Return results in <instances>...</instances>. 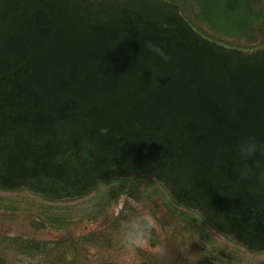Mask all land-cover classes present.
<instances>
[{
  "label": "water",
  "instance_id": "95a60500",
  "mask_svg": "<svg viewBox=\"0 0 264 264\" xmlns=\"http://www.w3.org/2000/svg\"><path fill=\"white\" fill-rule=\"evenodd\" d=\"M130 177L264 252V45L212 40L167 0H0V190Z\"/></svg>",
  "mask_w": 264,
  "mask_h": 264
},
{
  "label": "rangeland",
  "instance_id": "374dc122",
  "mask_svg": "<svg viewBox=\"0 0 264 264\" xmlns=\"http://www.w3.org/2000/svg\"><path fill=\"white\" fill-rule=\"evenodd\" d=\"M167 1L212 40L239 49L264 45V0H211L207 18L199 0ZM118 186L101 182L86 196L61 201L26 190H0V253L9 264H264V252L231 242L203 218L175 204L157 183L147 186L141 203L128 194H112ZM33 205L66 219L65 229L32 230L22 214H30ZM1 234L78 241L74 247L62 243L51 255L30 258L8 250Z\"/></svg>",
  "mask_w": 264,
  "mask_h": 264
},
{
  "label": "trees",
  "instance_id": "16d2710c",
  "mask_svg": "<svg viewBox=\"0 0 264 264\" xmlns=\"http://www.w3.org/2000/svg\"><path fill=\"white\" fill-rule=\"evenodd\" d=\"M177 1V0H172ZM211 0H199V9H201L203 13V17L207 18V9L208 6L211 4L209 3ZM262 44H259V46ZM118 182L119 186L115 189H112V194L122 195L128 194L132 198H134L137 202L141 203L142 195L147 189L148 185L154 184L155 182L148 178H128V179H119L114 181H104L102 183H113ZM145 186V187H143ZM143 188L144 190L141 191L139 188ZM139 189V190H138ZM115 190L116 192H114ZM144 197V196H143ZM34 206V205H33ZM34 209L29 208L30 214H22L23 217L26 219L28 226L34 230H44L49 228H57L59 230L65 229L66 219H61L59 216L51 213L49 208H43L41 206H34ZM81 237V236H79ZM1 241L7 244L8 250L14 249L15 252L19 255H27L30 258H35L38 256L44 255H51L58 248V246L62 245V243L67 244L69 247H74L77 239L74 240L73 238H64L60 241L54 242L50 240H40L37 238L24 236V235H7L1 234ZM6 248V249H7ZM191 261H187L185 264H191ZM0 264H9L4 259V256L0 253ZM104 264H113V263H104Z\"/></svg>",
  "mask_w": 264,
  "mask_h": 264
},
{
  "label": "clouds",
  "instance_id": "9594fccd",
  "mask_svg": "<svg viewBox=\"0 0 264 264\" xmlns=\"http://www.w3.org/2000/svg\"><path fill=\"white\" fill-rule=\"evenodd\" d=\"M258 144L254 138H252L247 146L249 155L253 154L257 150Z\"/></svg>",
  "mask_w": 264,
  "mask_h": 264
}]
</instances>
